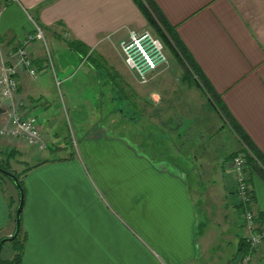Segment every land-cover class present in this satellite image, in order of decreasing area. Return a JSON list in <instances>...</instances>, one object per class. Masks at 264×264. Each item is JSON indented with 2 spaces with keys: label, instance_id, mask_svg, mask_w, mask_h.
<instances>
[{
  "label": "crops",
  "instance_id": "1",
  "mask_svg": "<svg viewBox=\"0 0 264 264\" xmlns=\"http://www.w3.org/2000/svg\"><path fill=\"white\" fill-rule=\"evenodd\" d=\"M152 1L175 27L235 125L264 157V0ZM31 19L50 36L81 41L103 54L130 29L150 24L136 0H0V69L18 62L11 51L34 33ZM28 46L44 71L41 43L33 40ZM18 75L15 103L26 109L25 116H38L42 87L21 65ZM182 79L201 90L190 77ZM161 92L150 94L159 123L149 126L147 143L136 142V159L150 169L146 176L136 171V192L121 176L123 167L127 171L132 165L127 143L111 147L115 157L87 156L88 163L69 157L54 127L42 129L55 146L48 152L24 138L0 136V159L9 160L14 171L20 172L25 157H43L24 180L22 223L28 238L22 264H244V206L227 163L246 145L214 104L205 111L211 123L193 121L171 107L174 100L161 99ZM0 105L1 127L12 101L0 98ZM106 160L118 172L103 171ZM248 171L252 206L264 219V171L255 165ZM17 199L13 182L5 180L0 185V236L15 231ZM10 248L6 258L14 255ZM250 264H264V242Z\"/></svg>",
  "mask_w": 264,
  "mask_h": 264
},
{
  "label": "rangeland",
  "instance_id": "2",
  "mask_svg": "<svg viewBox=\"0 0 264 264\" xmlns=\"http://www.w3.org/2000/svg\"><path fill=\"white\" fill-rule=\"evenodd\" d=\"M130 30L150 31L155 39L163 43L167 62L157 70V75L150 82L143 83L125 62L120 42L128 38L129 32L117 42L115 47H108L109 51L106 52L108 55L100 52V48L98 51L89 49L86 55H83L85 53L81 54L70 46V39L50 36L44 31L46 42H39L44 56L47 49L50 52L53 67L46 59L47 68L40 73L38 79L31 77L30 79L33 83H40L42 87L38 95L41 109L39 108L36 113L38 115L36 117L40 119L41 129L54 127V133L60 136V142L69 157L83 159L88 163L90 159L87 156L111 159L114 156L111 147H121L122 142L128 144L127 151L130 154L126 158L127 162H132V165L128 172L123 167L121 176L125 185L134 188L136 192V171L137 176L139 174L146 176L150 172L146 163L143 161L140 163L136 159V142L147 143L145 138L148 136L149 126L158 124L160 119L159 113H155V106L151 104L154 100L150 94L153 91H162L159 93L161 99L166 97L168 100H174L171 107L177 108L183 116L187 115L198 122L207 120L208 123H211L213 117L208 113L206 115L205 111L208 109V103L215 105V100L207 92V96L203 94L201 90L205 92V89L200 85L201 90L190 88L184 82L182 76L190 77L193 81L199 78L185 61L179 59L173 41H171L172 48L167 46L168 44L151 23L144 28ZM106 43L109 45V40ZM104 64L119 73L117 79L127 98H123L114 88L113 80L110 81L107 72L99 66ZM46 111L50 116L48 120ZM160 114L164 116L163 113ZM49 120L51 125H48ZM45 131L42 130V139L48 147L47 150H43L48 152L55 146L47 141ZM98 135L102 136L101 139L97 138ZM146 151L150 152V149L146 148ZM54 156L56 155L53 152L51 158ZM42 158L25 157L24 162L18 164L20 172L35 166ZM104 169L103 171L113 174L118 172L112 162L107 160ZM113 174H110L109 178H115ZM128 202L125 198V203ZM10 249V243L7 242L2 251L4 258L9 255Z\"/></svg>",
  "mask_w": 264,
  "mask_h": 264
},
{
  "label": "built area",
  "instance_id": "3",
  "mask_svg": "<svg viewBox=\"0 0 264 264\" xmlns=\"http://www.w3.org/2000/svg\"><path fill=\"white\" fill-rule=\"evenodd\" d=\"M34 24V33L30 34L21 45L17 46L11 51L12 55L18 57V62L15 64L4 63L0 69V98L10 99L12 105L7 111L6 122L0 127L1 137H21L24 138L30 145L38 148L45 149L48 144L42 139V129L40 126V119L36 116H25L26 109H22L20 105L15 103V93L20 85V78L18 75V66L21 65L25 68L26 72L33 79H38L42 70L35 64L34 58L31 55L28 44L33 40L45 41V32L43 27L34 19H31ZM147 34L154 43L159 47L157 48V58L154 60L147 52L143 45L138 44L141 62L137 64L131 63V59L125 52L124 45L128 38H136L135 42L138 43L137 36L140 34ZM121 40L120 47L125 56V62L130 70L136 73L137 77L143 83L150 82L157 75V70L167 62L166 56L163 52V43L155 39L150 31H129V36ZM47 49V47H46ZM47 61L53 67L52 58L48 49L46 50ZM47 65V64H46ZM48 66V65H47ZM228 167L234 174L236 180V192L239 202L244 206L243 224L248 233L246 240L248 244V252L242 258L244 264H250L252 255L258 251L264 242V220H262L260 213L253 209L254 203V190L250 181L248 171L247 159L243 153L236 155L228 163Z\"/></svg>",
  "mask_w": 264,
  "mask_h": 264
},
{
  "label": "trees",
  "instance_id": "4",
  "mask_svg": "<svg viewBox=\"0 0 264 264\" xmlns=\"http://www.w3.org/2000/svg\"><path fill=\"white\" fill-rule=\"evenodd\" d=\"M136 1L140 5V7L145 11L149 22L154 26L157 33L168 44L167 46L172 48V42L171 41H173L176 44L175 45L176 46L175 51H176L177 55L179 56V59H181L182 61H185L188 64V66L191 68V70L195 72V74L197 75V78H199V80L195 79V82H197L198 85L203 87L205 89V92H207L208 94H210L212 96V98L215 100L216 107L221 111L223 116L226 119H229L230 121L232 120V123L234 124L235 128L238 130V134L240 135V137L242 138V140L244 141V143L246 145V147L244 148L242 153L245 155V157L247 159L248 168L255 165L261 171H264V157L258 151V149L253 145V143H251V141L243 134V131L237 125H235L233 119H231L232 117H230V115H229V111H228L227 107L225 106L224 102L222 101V99L220 98L218 93L215 91L214 87L210 83L207 76L204 74V72L197 65L194 58L192 57V55L188 51L187 47H185L184 44L182 43L180 37L178 36V33L175 30V27L168 23V21L164 18L163 14L160 12L158 7L155 5V3L152 0H136ZM70 46L74 47L81 54L85 53L83 55H86V52L89 50V47L87 45H85L84 43H82L81 41H78V40L70 41ZM99 66L101 68H104V70L107 72V75L110 78V81H111V79L113 80L114 83L113 82L112 83H113L114 88H116V90H118V92L121 94V96L123 98H127L126 97L127 95L124 92V89L122 88V86L120 85V83L117 79L120 76L119 73L117 71H115L114 69H112L111 67H108L105 64L99 65ZM3 112H4V110L0 105V114H2ZM236 155H238V154H236ZM0 166L2 168H4L5 170L11 171L14 174H16V176L19 179V183L23 189L24 196H26V186H25V182H24L23 177L26 175V172L28 170H30L32 167H29L22 172H17V171H14L13 169H11V164H10L9 160L4 161L1 159H0ZM5 180H9V181L13 182L14 186L16 187V189L18 191L17 206L16 207L14 206V217H15L16 212H17V208L19 205V201H20L19 189L16 186L13 179H11L10 177H7L2 172H0V185L2 183H4ZM10 203H11V206H13V205H15L16 202L14 200H11ZM24 203H25V199H24L23 205H24ZM20 220H21L20 230H19L17 236L14 239H7L2 246L1 255H0V264H22L23 263L24 250H25V246H26L28 237H27V232L23 228L22 211H21V215H20ZM262 220H264V219H262ZM4 238L5 237L1 236L0 242ZM7 242L10 243L12 249L14 250V255L12 258H4L2 256L3 248Z\"/></svg>",
  "mask_w": 264,
  "mask_h": 264
},
{
  "label": "bare ground",
  "instance_id": "5",
  "mask_svg": "<svg viewBox=\"0 0 264 264\" xmlns=\"http://www.w3.org/2000/svg\"><path fill=\"white\" fill-rule=\"evenodd\" d=\"M136 39V38H135ZM134 38L127 40L124 45V49L128 57L131 59V63L137 64V62H141L140 58L138 57V44L143 45V47L147 50V52L152 56L154 60H158L157 58V48L159 47L156 43L152 41V39L145 33L140 34L137 36V40L139 41L136 43Z\"/></svg>",
  "mask_w": 264,
  "mask_h": 264
},
{
  "label": "water",
  "instance_id": "6",
  "mask_svg": "<svg viewBox=\"0 0 264 264\" xmlns=\"http://www.w3.org/2000/svg\"><path fill=\"white\" fill-rule=\"evenodd\" d=\"M0 172H2L4 175H6L7 177H10L11 179L14 180L16 186L19 189V193H20V201H19V205H18V208H17V212H16V229H15V232L10 237H5L4 239L1 240V242H0V255H1V250H2V246H3L4 242L7 239H14L17 236V234H18V232L20 230V224H21L20 215H21V211H22V207H23V202H24L25 196H24L23 189H22V187H21V185L19 183V179L16 176V174H14L11 171L5 170L1 166H0Z\"/></svg>",
  "mask_w": 264,
  "mask_h": 264
}]
</instances>
